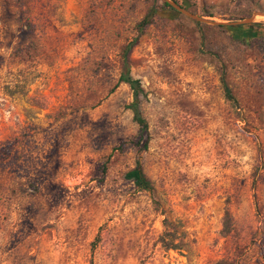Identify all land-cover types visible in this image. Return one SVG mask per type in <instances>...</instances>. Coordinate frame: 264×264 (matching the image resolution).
<instances>
[{"label":"rangeland","instance_id":"1","mask_svg":"<svg viewBox=\"0 0 264 264\" xmlns=\"http://www.w3.org/2000/svg\"><path fill=\"white\" fill-rule=\"evenodd\" d=\"M263 16L264 0H0V264H264ZM135 37L145 150L117 84ZM136 160L152 195L123 178Z\"/></svg>","mask_w":264,"mask_h":264},{"label":"trees","instance_id":"2","mask_svg":"<svg viewBox=\"0 0 264 264\" xmlns=\"http://www.w3.org/2000/svg\"><path fill=\"white\" fill-rule=\"evenodd\" d=\"M174 2V0H172ZM163 5L168 8L171 11H175L168 3L163 1ZM151 15V12L145 16L139 26V32L142 30V27L148 24L149 22V16ZM248 26V25H243ZM219 28H223L222 25H218ZM253 31V30H251ZM243 43H247V40H241ZM137 43V37L130 40L123 48L122 51V59H121V70L119 72L118 78H117V84L123 83L125 84L131 93V102L128 104L127 108L129 109L132 117V121L137 126V133L135 137L137 138L134 142L131 141V144L138 147V150H145L147 146V139L145 137L146 135V129L147 125L142 117L140 110H139V97L142 93L140 83L137 79L133 78L130 74L129 70V63H128V54L130 50L136 45ZM221 87L224 94V97L231 101L232 97L230 95V92L228 90V87L226 86L224 80L221 78ZM142 137L144 139L142 140ZM123 178L129 182L139 191H143L148 193L149 195H152L154 188L151 184V182L146 178V176L143 174L141 165L138 160L135 161L133 167L129 170H127ZM162 225L164 228V231L159 236V243L164 249H172L176 250L179 247V244L175 242L176 240V234H175V225L166 220L164 218L162 220ZM221 234L223 236H226L230 230H231V220L227 212L224 213L222 224H221ZM212 264H234L229 261L225 260H219Z\"/></svg>","mask_w":264,"mask_h":264},{"label":"water","instance_id":"3","mask_svg":"<svg viewBox=\"0 0 264 264\" xmlns=\"http://www.w3.org/2000/svg\"><path fill=\"white\" fill-rule=\"evenodd\" d=\"M169 5H171L176 11H179V12H181V13H183V14H185V15L197 20V18H195L192 15L184 12L180 7H178V6H176V5L172 4V3H169Z\"/></svg>","mask_w":264,"mask_h":264},{"label":"bare ground","instance_id":"4","mask_svg":"<svg viewBox=\"0 0 264 264\" xmlns=\"http://www.w3.org/2000/svg\"><path fill=\"white\" fill-rule=\"evenodd\" d=\"M264 17V16H263Z\"/></svg>","mask_w":264,"mask_h":264}]
</instances>
